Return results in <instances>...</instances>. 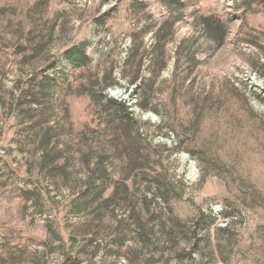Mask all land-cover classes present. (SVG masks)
<instances>
[{"label":"rangeland","instance_id":"374dc122","mask_svg":"<svg viewBox=\"0 0 264 264\" xmlns=\"http://www.w3.org/2000/svg\"><path fill=\"white\" fill-rule=\"evenodd\" d=\"M263 92L264 0H0V264H264Z\"/></svg>","mask_w":264,"mask_h":264},{"label":"trees","instance_id":"16d2710c","mask_svg":"<svg viewBox=\"0 0 264 264\" xmlns=\"http://www.w3.org/2000/svg\"><path fill=\"white\" fill-rule=\"evenodd\" d=\"M162 1L168 2V0H162ZM42 26H43V23L42 24L35 23V27L39 29V30H36L35 32H38L39 34L40 32L42 33ZM201 26H202V30L205 36L207 37L210 43H212L213 45H216L217 47H220L223 45L226 39L227 29H226V25L220 19H218L214 15L205 14L202 16ZM35 27H34V30H35ZM64 56H65L66 62L69 63L70 65H80V64L85 63L88 60V57L85 52V48H83L82 46L71 47L67 49L65 51ZM106 85L111 86L112 83H108V84L105 83V86ZM104 98L108 106H110L109 107L110 109L111 108L116 109L117 113L121 112L122 110L121 108L122 106H124L123 104L119 103L117 100L113 98H107V97H104ZM260 100L264 102V92H263V95L260 97ZM118 120L123 122L124 125L122 126V128L125 131L126 124L124 122L126 119H123L121 116H119Z\"/></svg>","mask_w":264,"mask_h":264},{"label":"bare ground","instance_id":"6f19581e","mask_svg":"<svg viewBox=\"0 0 264 264\" xmlns=\"http://www.w3.org/2000/svg\"><path fill=\"white\" fill-rule=\"evenodd\" d=\"M188 164H189V162H188ZM189 170H190V174H192V175L195 174L192 164H189Z\"/></svg>","mask_w":264,"mask_h":264},{"label":"water","instance_id":"95a60500","mask_svg":"<svg viewBox=\"0 0 264 264\" xmlns=\"http://www.w3.org/2000/svg\"><path fill=\"white\" fill-rule=\"evenodd\" d=\"M112 96H115V94H112Z\"/></svg>","mask_w":264,"mask_h":264}]
</instances>
